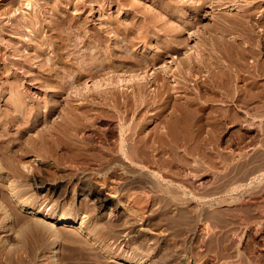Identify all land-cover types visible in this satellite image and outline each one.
Returning a JSON list of instances; mask_svg holds the SVG:
<instances>
[{
    "label": "rangeland",
    "instance_id": "obj_1",
    "mask_svg": "<svg viewBox=\"0 0 264 264\" xmlns=\"http://www.w3.org/2000/svg\"><path fill=\"white\" fill-rule=\"evenodd\" d=\"M201 1L0 0V208L3 210V205L5 206L11 220V228L8 231L0 223V264H120L118 263L120 260H117L122 258L120 255L131 256L133 251L131 249L134 248L131 247L135 245L132 241L141 238V240L145 238L147 240L148 237L153 238L147 240L148 245L153 248L150 247L152 250L149 249V254L145 252L147 255H140L139 261L144 264H149L150 259L161 261L158 255L163 249L160 247L163 248L167 238L171 237V234L169 235L163 228L154 229L153 227L151 229L152 226L144 224L141 220H134L133 230L130 232L133 234L131 237L130 234L126 235L129 229L126 225L123 228L119 225L122 230L120 231L121 238L116 242L113 238L100 236L104 234V228L109 223L121 224L123 220L130 217L128 215L131 213L128 208L130 202L143 197L139 204L146 205L145 211L148 204H145L144 199L146 198L147 201L150 196L161 194L148 188L150 181L154 180L159 186L161 184L167 186L169 183L168 185L177 187L182 180L179 171L175 168L172 169L173 171L169 170L163 160L164 164L161 165L150 161L141 163L134 161V164H131L134 168L136 167V170L119 164L120 168L117 166L118 175L110 176L106 181L104 178L109 174L108 172L93 175L88 173L89 170L84 172L81 169H70V162L64 161L65 156L63 161L66 163L62 162V159L55 161L48 156L52 154V148L49 149V145L46 146L43 143L48 132L56 131L53 129L54 126L59 125L58 128H63L61 118L62 114L68 116L64 110V107L68 105L93 104L94 101V104L98 102L102 106L103 102L112 103L114 100L123 102L126 98L136 102L138 97L137 103L141 106L148 103V100L153 103L155 100H157L156 103L169 100L184 105V110L175 112L176 115H180L177 117L184 120L182 124L181 119L178 118L180 120L175 121L178 125L174 123L177 135L175 133L174 136L172 135L173 138L167 137L168 141L161 142L162 147L159 146L158 149L163 152V156L170 157L169 154L167 156L169 153L167 146L171 149L176 147L174 150L179 153L172 154L176 161H178L177 154L184 152L182 153L185 154L188 163L185 169V179L191 186L188 196L191 195L192 213L197 214V211L204 208L210 215V217L207 216L208 221L207 217L201 219L202 216L199 220L196 218L197 222L193 219L192 227L190 226L191 228L184 234V238L192 242L195 236L199 238L194 243L196 245L194 249L199 251V254L195 255L188 251L184 254L179 252L180 255L177 254L176 260H173H181L183 264H264V0H230L229 3L227 0H220V3L218 1L213 4L209 3L211 0H204L203 4ZM194 3L195 5L202 4L201 8H196ZM119 27L122 29H117ZM127 31L129 32L126 33ZM127 41L129 44L132 43L129 49ZM99 43L104 44L103 47ZM82 53L87 56L85 57ZM173 56H178L177 61L173 60ZM123 58L127 61L125 64L127 67L122 65ZM109 61L115 62L113 64L118 67L117 71L108 67L109 70L103 68L104 71L100 69L101 66L99 68L95 66V70L92 66V64L99 65V62L108 64ZM129 61L137 65L131 66ZM87 65L92 69H88ZM143 65L144 67H141ZM172 67L175 78L177 77L176 81L178 80L177 84L176 81L175 84L173 83L170 73L166 74V71ZM127 68L132 69V72H128ZM47 69L48 71H45ZM78 69H80L79 72ZM93 69L95 72L92 71ZM132 73L136 74L134 78L130 76ZM117 74L118 77L121 76L120 78L126 80L116 81L114 78ZM110 77L113 80L109 82ZM105 83L112 85L113 89L117 90L116 94L106 92L98 95L96 89L105 86ZM128 85L131 86L128 91H125ZM131 87L132 90L135 88L134 92ZM167 89L170 91L168 92ZM106 111L99 112L101 116L98 112L94 114L91 112L93 116L97 114L95 119L91 118L93 120L87 123L89 125L85 126V130L79 128L77 135H95L98 144L107 146L109 140L118 141L120 129L128 126L133 125L135 130L141 132V135L154 133L156 126L161 128L158 118L156 119L161 113H157L156 109L143 110L145 119L143 122L136 123L132 121L137 114L135 111L129 113V118L125 123L118 119L111 121L112 116L107 118L109 112L106 113ZM181 125H185L187 130L185 145L182 144L181 131L179 132ZM48 129L49 131L46 132ZM35 132H38V135ZM44 132L45 136H43ZM33 134H36L32 136L35 139H40L42 135V140H35V148L29 152L30 150L27 149H29L30 142H27L26 138ZM24 142L26 146H23ZM40 144L45 145H42L45 151L40 149L42 148ZM47 148L51 154L46 151ZM62 151L59 149L58 154ZM35 152H41L42 156L45 152L48 158L45 155L43 157L46 159L41 155L34 157ZM57 158H60L59 155ZM93 167L97 168L95 165ZM95 170L92 169V171ZM42 179L49 184L37 188L36 182ZM90 181L91 184L88 183ZM126 182L127 185H125ZM56 185L60 189L53 192L52 187ZM91 188L106 195L107 207L96 209L94 195L89 194ZM23 202L34 207H24ZM51 211L57 212L58 215H75V221H83L91 230H95V227L99 230L96 229L97 231L92 235L94 231L90 233L91 230H87L89 228H85L89 232L87 233L81 227V229H76L79 223L70 224L64 228L74 232L78 239H66V236L56 235V232L52 231L53 226H56L55 222L47 219L46 216V213ZM212 215H217V218L220 215L219 220L214 217L220 222L214 221ZM23 218L26 220H22ZM30 223L33 224L30 225ZM206 224L212 226V231L221 230L227 234L228 241L225 242L229 243L228 246L230 245L228 250L220 246L214 249L209 248V250L207 246H204L203 242L205 240L207 242L210 235V231L206 232L204 228ZM33 234L40 236V240L42 238L44 240L40 241ZM53 237L58 238L59 246L56 251L49 252L45 249H48ZM26 238L29 240H25ZM122 238L124 240L119 243ZM36 239L38 243L34 242ZM201 239L203 241H199ZM102 241L105 242L104 245ZM33 243H35L34 246ZM107 246L115 250V255L120 253L119 256L108 255ZM78 255L81 258H78ZM173 260L170 264L174 263Z\"/></svg>",
    "mask_w": 264,
    "mask_h": 264
},
{
    "label": "bare ground",
    "instance_id": "obj_2",
    "mask_svg": "<svg viewBox=\"0 0 264 264\" xmlns=\"http://www.w3.org/2000/svg\"><path fill=\"white\" fill-rule=\"evenodd\" d=\"M204 0H202L201 1V3L203 2ZM218 1H219V3H220V0H211L209 3L210 4H213L214 2L215 3H218ZM221 1H223V0H221ZM226 2V1H225ZM227 2L229 3L230 2V0H227ZM200 3V4H201ZM224 3V2H223ZM196 3H194V6L196 7V8H201V6H202V4L201 5H199V4H197V5H195ZM77 5V4H76ZM214 6V5H213ZM169 7V6H168ZM212 7V6H211ZM180 8V7H179ZM182 8V7H181ZM253 8V7H252ZM175 9V8H174ZM251 9V8H250ZM249 9V10H250ZM57 10V9H56ZM177 10V9H176ZM180 10H182V9H180ZM244 10H245V8H244ZM200 11V10H199ZM57 12V11H56ZM173 12H175V10L173 11ZM178 12V11H177ZM176 12V13H177ZM54 13V12H53ZM56 14V13H55ZM245 14V13H244ZM253 14V13H252ZM175 15V14H174ZM180 15V14H179ZM182 15V14H181ZM60 16V15H59ZM26 19V18H25ZM72 19V18H71ZM56 20V19H55ZM113 20V19H112ZM61 21V20H60ZM64 21V20H63ZM110 21V20H109ZM158 21V20H157ZM159 21H161L162 22V20H160L159 19ZM158 21V22H159ZM174 21V20H173ZM33 22H35V21H33ZM37 22H39V21H37ZM53 22H55V21H53ZM58 22V21H57ZM62 23V22H61ZM110 23H112V22H110ZM109 23V24H110ZM163 23V22H162ZM32 24V23H31ZM51 24H53V23H51ZM60 24V23H59ZM73 24H75V23H73ZM117 24V23H116ZM119 24H121V22L119 23ZM135 24V23H134ZM133 24V25H134ZM240 24V23H239ZM118 25V24H117ZM126 25H127V23H126ZM141 25V24H140ZM27 26V25H26ZM34 26V25H33ZM41 26V25H40ZM61 26V25H60ZM63 26V25H62ZM109 26V25H108ZM110 26H111V24H110ZM124 26V25H123ZM131 26V25H130ZM136 26V25H135ZM138 26V25H137ZM143 26V25H142ZM67 27V26H66ZM126 27H128V26H126ZM133 27V26H132ZM175 27V26H174ZM174 27H172V29L174 28ZM35 28V27H34ZM52 29H53V27H51ZM55 28V27H54ZM57 28V27H56ZM55 28V29H56ZM61 28V27H60ZM121 27H119V28H117V29H120ZM130 28V27H129ZM129 28H127L129 31H130V29ZM140 28V27H139ZM41 29V28H40ZM117 29L115 30L116 32H117ZM122 29V28H121ZM171 29V28H170ZM31 30V29H30ZM59 30V29H58ZM140 30V29H139ZM85 31H86V29H85ZM109 31H110V29H109ZM123 31H124V29H123ZM129 31H127L126 33H128ZM174 31V30H173ZM57 32V31H56ZM59 32V31H58ZM131 32H132V30H131ZM134 32V31H133ZM135 32H136V30H135ZM94 33V32H93ZM118 33H120V31H118ZM123 33H125V32H123ZM138 33V32H137ZM88 34V33H87ZM96 34V33H95ZM135 34V33H134ZM140 34V33H139ZM144 34V33H143ZM126 36H127V34H125ZM129 35V34H128ZM132 35H133V33H132ZM36 36V35H35ZM50 36V35H49ZM59 36V35H58ZM139 36V35H138ZM100 37V36H99ZM98 37V38H99ZM133 37V36H132ZM142 38V37H141ZM158 38V37H157ZM106 39V38H105ZM116 39H118V38H116ZM134 38H132V40H133ZM135 39H137V38H135ZM169 39V38H168ZM168 39H166V40H168ZM84 40V39H83ZM100 40V39H99ZM124 40V39H123ZM122 40V41H123ZM130 40V39H129ZM138 40V39H137ZM142 40V39H141ZM158 41V40H157ZM165 41V40H164ZM108 42H109V39H108ZM129 42H133V41H129ZM136 42V41H135ZM162 42V41H161ZM57 43V42H56ZM120 43V42H119ZM127 43H128V41H127ZM146 43V42H145ZM164 43V42H163ZM64 44V43H63ZM62 44V45H63ZM66 44V43H65ZM122 44H123V42H122ZM124 44H125V42H124ZM129 44V43H128ZM127 44V45H128ZM130 44H132V43H130ZM129 44V46L127 47L128 49H129V47H131V45ZM99 45H101L100 43H99ZM104 45V44H103ZM103 45H101L102 47H103ZM163 45V44H162ZM94 46V45H93ZM171 46V45H170ZM37 47V46H36ZM66 47V46H65ZM91 47V46H90ZM97 47V46H96ZM99 47V46H98ZM111 47V46H110ZM109 47V48H110ZM122 47H124V46H122ZM156 47V46H155ZM163 47V46H162ZM60 48V47H59ZM176 48V47H175ZM80 49V48H79ZM91 49H92V47H91ZM105 49H107V48H105ZM126 49V48H125ZM132 49V48H131ZM172 49H173V47H172ZM108 50V49H107ZM121 50H122V48H121ZM162 50V49H161ZM169 50H170V48H169ZM97 51H98V49H97ZM110 51V50H109ZM112 51V50H111ZM125 51V50H124ZM128 51V50H127ZM37 52V51H36ZM119 52H121V51H119ZM129 52V51H128ZM132 52H133V50H132ZM160 52V51H159ZM171 52V51H170ZM169 52V53H170ZM187 52V51H186ZM59 53H60V51H59ZM87 53H89V52H87ZM102 53V52H101ZM100 53V54H101ZM110 53V52H109ZM109 53H107V54H109ZM125 53H127L126 51H125ZM158 53V52H157ZM163 53V52H162ZM161 53V54H162ZM81 54V53H80ZM83 54V53H82ZM114 54V53H113ZM115 54H117V53H115ZM119 54V53H118ZM129 54H131L130 52H129ZM128 54V55H129ZM155 54V53H154ZM55 55V54H54ZM84 55V54H83ZM96 55V54H95ZM121 55V54H120ZM119 55V56H120ZM124 55V54H123ZM157 55V54H156ZM165 55V54H164ZM171 55V54H170ZM184 55V54H183ZM85 57L87 56V54L86 55H84ZM96 56H98V54L96 55ZM96 56H94V57H96ZM99 56H101V55H99ZM143 56V55H142ZM55 57V56H54ZM84 57V58H85ZM92 57V56H91ZM102 57V56H101ZM104 57H105V55H104ZM109 57V56H108ZM129 57V56H128ZM134 57H136V55H134ZM152 57H154V56H152ZM157 57V56H156ZM160 57V56H159ZM98 58V57H97ZM107 58V57H106ZM114 58H115V56H114ZM116 58H117V56H116ZM126 58V57H125ZM125 58H123L124 60L122 61V65L123 66H126L125 64L127 63V61H125ZM131 58V57H130ZM184 58V57H183ZM190 58V57H189ZM188 58V55H187V59H189ZM53 59V58H52ZM57 59V58H56ZM86 59V58H85ZM103 59H105V58H103ZM120 59H121V57H120ZM131 59H133V58H131ZM138 59V58H137ZM137 59H135V60H137ZM142 59V58H141ZM156 59H158V58H156ZM177 59H178V56H173V60H176L177 61ZM194 59V58H193ZM55 60V59H54ZM58 60H60V59H58ZM101 60V59H100ZM108 60V59H107ZM139 60V59H138ZM201 60V59H200ZM103 61V60H102ZM105 61V60H104ZM114 61V60H113ZM116 61V60H115ZM142 61V60H141ZM141 61H139V62H141ZM154 61V60H153ZM152 61V62H153ZM193 61V60H192ZM198 61V60H197ZM87 62H89V61H87ZM90 62H91V60H90ZM89 62V63H90ZM93 62H95V61H93ZM107 62V61H106ZM138 62V61H137ZM158 62V61H157ZM100 64L99 65H94V64H92V66L93 67H100V69H105V68H111V70L113 69V70H115V71H117L116 70V68L118 69V67H116L113 63H115V62H112V61H109V63L108 64H105L104 62H103V64L101 63V62H99ZM121 63V62H120ZM185 63V62H184ZM187 63V62H186ZM190 62H189V60H188V64H189ZM203 63V62H202ZM20 64V63H19ZM44 64V63H43ZM55 63H53V65H54ZM87 64V63H86ZM98 64V63H97ZM129 64H131V66H133V65H137L135 62H131V61H129ZM139 64V63H138ZM187 64V65H188ZM194 64H196V62L194 63ZM194 64H193V66H194ZM206 64V63H205ZM209 64V63H208ZM42 65V64H41ZM50 65V64H49ZM81 65H83L82 63H81ZM88 65H90V64H88ZM88 65H87V67H88ZM141 65V64H140ZM43 66V65H42ZM91 66V65H90ZM139 66V65H138ZM170 66V65H169ZM181 66V65H180ZM207 66V65H206ZM83 67V66H82ZM96 67H95V70H96ZM127 67V66H126ZM128 67H130V66H128ZM141 67H144V65L143 66H141ZM171 67V66H170ZM183 67V66H182ZM198 67V66H197ZM208 67H210V66H208ZM52 68V67H51ZM84 68H85V66H84ZM90 67H88V69H89ZM107 68V69H108ZM135 68V67H134ZM133 68V69H134ZM140 68V67H139ZM176 68V67H175ZM213 68V67H212ZM87 68H86V70H88ZM90 69H92V68H90ZM103 69V70H104ZM122 69V68H121ZM166 69V68H165ZM181 69V68H180ZM188 69V68H187ZM194 69H195V67H194ZM75 70H77V69H75ZM79 70L80 69H78V72H79ZM81 70H82V68H81ZM85 70V69H84ZM99 69H97V71H98ZM102 70V71H103ZM109 70V69H108ZM127 70H128V68H127ZM126 70V71H127ZM132 70V69H131ZM130 69L128 70V72H132ZM167 70V69H166ZM173 67H172V69L170 68L169 69V71H166V74L167 73H170V76L173 78V83L176 81V78H175V74H174V72H173ZM185 70V69H184ZM43 71V70H42ZM45 71H48V69L47 70H45ZM44 71V72H45ZM49 71H51L50 69H49ZM90 71V70H89ZM92 71H94V69L92 70ZM92 71H91V73H92ZM96 71V72H97ZM101 71V70H100ZM105 71V70H104ZM121 71H123V69L121 70ZM180 71V70H179ZM189 71H191V70H189ZM189 71H187V72H189ZM193 71V70H192ZM195 71V70H194ZM56 72V71H55ZM54 72V73H55ZM77 72V71H76ZM85 72V71H84ZM95 72V71H94ZM124 72H125V69H124ZM163 72V71H162ZM40 73V72H39ZM134 73H135V71H134ZM134 73H132L130 76H132L133 78L136 76V74H134ZM41 74V73H40ZM47 74V73H46ZM79 74V73H78ZM94 74H98V73H94ZM187 74V73H186ZM192 74V73H191ZM49 75V74H48ZM55 75H56V73H55ZM79 75H81V74H79ZM86 75H88V74H86ZM89 75H90V73H89ZM99 75V74H98ZM158 76H159V74H157ZM182 75V74H181ZM193 75V74H192ZM39 76V75H38ZM82 76V75H81ZM109 76V75H108ZM107 76V77H108ZM111 77L113 76V75H110ZM117 77H118V74L116 75ZM120 76V75H119ZM155 76H156V74H155ZM167 76V75H166ZM169 76V77H170ZM37 77V76H36ZM40 77V76H39ZM88 77V76H87ZM92 77V76H91ZM95 77V76H94ZM106 77V79H108ZM110 77V80H109V82L111 81V80H113L112 78ZM116 77V78H117ZM121 77V76H120ZM120 77H118L117 79L116 78H114L116 81H118V82H120V81H123V80H126L125 78H120ZM122 77H124V76H122ZM164 77V76H163ZM168 77V76H167ZM181 77V76H180ZM89 78V77H88ZM132 78V79H133ZM158 78V77H157ZM159 78H160V76H159ZM175 78V79H174ZM44 79V78H43ZM96 79V78H95ZM182 79V78H181ZM49 80V82H50V79H48ZM53 80V79H52ZM162 80V79H161ZM39 81V80H38ZM96 81V80H95ZM98 81V80H97ZM115 81V82H116ZM178 81V80H177ZM176 81V84L178 83ZM113 82V81H112ZM13 83V82H12ZM11 83V84H12ZM17 83V82H16ZM54 83V82H53ZM96 83V82H95ZM145 83V82H144ZM18 84V83H17ZM52 84V83H51ZM160 84H163V83H160ZM175 84V83H174ZM164 85V84H163ZM168 85V84H167ZM10 86V85H9ZM15 86V85H14ZM130 86L131 85H128V86H126V88H125V91H128L129 90V88H130ZM175 86V85H174ZM17 87V86H16ZM57 87V86H56ZM118 87V86H117ZM2 88V87H1ZM14 88V87H13ZM114 87L112 86V85H106V83H105V86H101V87H99V88H97L96 89V93H98V95L99 94H102V93H106V92H111L112 93V95H113V93L114 94H116V92L115 91H117L116 89L114 90L113 89ZM140 88V87H139ZM163 88V87H162ZM173 88V87H172ZM16 89V88H15ZM61 89V88H60ZM117 89H119L118 91H120V88L118 87ZM140 89H143V88H140ZM169 89V88H168ZM168 89H167V91H168ZM18 90V89H17ZM131 90H132V87H131ZM161 90V89H160ZM160 90L158 91V92H160ZM171 90H174V89H171ZM176 90V89H175ZM180 90V89H179ZM11 91V90H10ZM133 92L135 91V88L132 90ZM144 91V90H143ZM157 91V90H156ZM170 91V90H169ZM168 91V92H169ZM157 92V93H158ZM13 93H15L14 91H13ZM12 93V94H13ZM127 93V92H126ZM136 93V92H135ZM134 93V94H135ZM138 94L140 93V90L137 92ZM19 94V93H18ZM156 94V93H155ZM179 94V93H178ZM11 95V94H10ZM126 95V94H125ZM124 95V96H125ZM130 95V94H129ZM137 95V94H136ZM143 95V94H142ZM167 95V94H166ZM168 95H169V93H168ZM172 95V94H171ZM175 95H177V94H175ZM12 96V95H11ZM101 96V95H100ZM139 96V95H138ZM104 97V96H103ZM133 97V96H132ZM141 97V96H140ZM162 97H163V95H162ZM169 97V96H168ZM16 98H18V97H16ZM136 98V97H135ZM139 98V97H138ZM138 98H137V100H136V102H132V101H134V100H132V101H130V100H128V98H126V100L125 101H118V100H114L112 103H104L103 101V105L101 106V104L99 103L98 104V102H97V104H94L95 102L93 101V104L92 103H85V104H80L79 103V105L77 104V105H73V106H70V105H68V106H66V107H64L65 109L64 110H66V112L68 113V116H66L67 114H65V116L62 114V118H61V120H62V122L63 123H61V125H62V129H60V128H58L59 127V125L57 124V123H59V122H57V123H55V125L57 124L58 125V127L57 126H54V123H53V129H56V131L55 132H53V130H51V132H53V133H49L48 131H49V129L46 131V132H48V134H50L49 136H48V134L45 136V132H44V135L43 136H45L44 137V139H43V143L47 146V145H49L48 146V148L50 149V148H52L51 150H52V154H51V152L48 150V148L46 149V151H49L50 152V154L51 155H48L47 153L45 154V152H44V155L45 156H50V157H52L53 159H55V161H58L59 159H62V162H64V161H66L67 162V160L70 162L69 164H70V166L69 165H67V166H69V168L71 169V168H74L75 170H78V169H81L82 171H86V170H89V174H96V173H104V172H108L109 174H107V176H105V180L108 178V177H110V176H113V175H116L117 174V166H119V168H120V165L119 164H121V165H125V167H127L128 169H135L134 168V166H132V164L131 163H133L134 161H136V162H138V161H140V163L141 162H152L153 164H164V162L163 161H165V164H166V166L168 167V169L169 170H172V169H177L178 171H179V173H180V177H182L180 180H181V183L177 186V187H174V186H172L171 184L170 185H168L167 184V186H165V185H163V186H165V187H163L162 186V182L160 183L161 184V186H159V185H157L156 184V182L154 181V180H152V181H150L151 182V184H150V187H148L151 191H153V192H159V193H161V194H159V196L157 195V196H150V198L146 201V198L144 199L145 200V204H148V206H147V209L144 211V207L146 206V205H141V204H139L140 203V200L143 198H141V197H139V198H137V199H135V201L134 202H130V205L128 206V208H129V210H130V212L131 213H129L128 215L130 216L129 218H127L126 220H123L122 221V223L120 224V223H118V224H113V223H109L108 225H106V228H104V234H99V235H101L100 237H103V235H104V237L106 238H113L114 240V242H116L119 238H121L120 236V231L122 232V230H121V228H119V225L123 228V226L124 225H126V228H129L128 229V232H127V234L126 235H128L129 236V234H130V237H131V235H133L132 233H130L131 232V230H133L132 229V225H133V223L135 222V221H139V220H141L144 224H146V225H149V226H152V228L151 229H153V227H154V229L155 228H163V230H165V231H167V233L171 236V237H168L167 238V241L165 242V246L162 248V246L160 247L161 249H163L162 250V252L160 253L159 251H158V254L160 253V255H158V257L161 259V261H159V262H157L158 260H154V259H150L149 260V264H162V263H164V262H166V263H169L170 264V262L173 260V259H175L176 258V256H177V254H178V256L180 255L179 254V252H181V253H186L187 251L190 253H193V254H195V255H198L199 253V251H197V250H195L196 249V245L194 244L196 241H198V237L197 236H195L196 238H193L194 240H193V242L192 241H189V240H186V238H184V234L192 227V225L191 224H193V222H194V220L193 219H195V221H196V218L199 220L200 219V216H202V218L201 219H205L207 216L208 217H210V215H208V213L206 212V209L204 210V208L203 209H200L199 210V212L197 211V214L196 213H192V209H191V207H190V202L192 201L191 200V198H190V196H188V192H189V190H191V186H189L188 184H187V181H186V179H185V169H186V167H187V158H185V154H183L184 152L183 151H181V153H180V155L179 154H177L178 155V161H176V159H174V157L172 156V154L173 153H179L178 151H176V150H174V149H176V147L174 148V147H172L173 149H171L170 148V146H167V151L169 152V153H167V156H168V154H169V156L170 157H166V155L165 156H163V152L162 151H160L158 148H160V147H162L161 145H162V143L163 142H165L166 140H167V137H169L170 136V138L172 137V135L174 136V134L176 133V135H177V132H176V129H175V124L174 123H176L175 121H177L176 119H178V118H180V117H177L178 115H176L175 114V112L177 111V110H184V105H181L180 104V102L179 103H176L175 101L174 102H171V101H169V100H167V101H161L162 103H156V101L157 100H155L154 101V103L153 102H150V100H148L149 102H150V104H148V103H146V104H144V105H140L139 103H137V101H138ZM146 98V97H145ZM156 98V97H155ZM178 98V97H177ZM21 99V98H20ZM114 99V98H113ZM113 99H111V101L113 100ZM117 99V98H116ZM130 99V98H129ZM143 99V98H142ZM157 99V98H156ZM145 100V99H144ZM144 100H142V101H144ZM147 100V99H146ZM11 101H13V100H11ZM23 101V100H22ZM110 101V100H109ZM141 101V100H140ZM5 102V101H4ZM24 102V101H23ZM23 102H22V104H23ZM147 102V101H146ZM169 102V103H168ZM144 103H145V101H144ZM9 104H10V102H9ZM12 104V103H11ZM16 104H17V102H16ZM184 104V103H183ZM13 105V104H12ZM18 105H19V102H18ZM54 105H55V103H54ZM6 106V105H5ZM14 106V105H13ZM20 106V105H19ZM18 106V107H19ZM51 106V105H50ZM110 108V110H109V108ZM8 107V106H7ZM16 107V106H15ZM11 108V107H10ZM189 108V107H188ZM6 109V108H5ZM9 109V108H8ZM14 109V108H13ZM49 109H50V107H49ZM51 109H52V107H51ZM155 110L156 109V112L157 113H161V115L160 116H158V117H156V119L158 120V123L159 124H161V128H159V126H158V128H157V126H156V128L154 127V133L152 134V133H148V134H145V135H141V132H138L137 130H135L134 129V127H133V125H131V126H128V127H126L125 129H120V134H118V141L116 140V141H114V140H109V144L106 146H103L102 144H98V140H96L95 139V135L94 136H92L91 134L90 135H77L78 133H77V131L79 130V128L80 129H83L84 128V130H85V126H87V125H89V124H87V123H91L90 122V120H93V119H91L92 117L94 118L97 114H95V116H93V114H94V112H98V114L101 116V114L99 113V112H101L102 111V113H104L103 111L104 110H107L106 111V113H108L109 112V117H107V118H110L111 116V121H112V119H118V120H120L121 122H123V123H125L127 120H128V115H130L131 113L130 112H133L134 113V111L135 112H137V114H136V116L133 118V120L132 121H135V123L136 122H140V121H142L143 122V119H145V117H143V113H142V111L144 110V111H148V110ZM19 110H20V108H19ZM30 110V109H29ZM188 110V109H187ZM7 111V110H6ZM50 111V110H49ZM49 111H48V113H49ZM4 112V111H3ZM91 112H93V114L91 113ZM110 112H111V114H110ZM122 113V115H118V114H120V113ZM180 113H181V111H179ZM118 113V114H117ZM130 113V114H129ZM184 113V112H183ZM189 113V112H188ZM153 114H155V113H153ZM135 115V114H134ZM182 115H185V114H182ZM60 116V115H59ZM64 116V117H63ZM104 116V115H103ZM146 116H147V114H146ZM148 116H150V115H148ZM180 116V115H179ZM131 117V116H130ZM153 117V116H152ZM152 117H151V119H152ZM174 117H177V118H174ZM0 118H1V116H0ZM98 118H100L101 119V117H98ZM155 118V117H154ZM95 119V118H94ZM99 119V120H100ZM139 119H141V120H139ZM146 119H147V117H146ZM181 119V123H182V121H184L182 118H180ZM180 119H178V120H180ZM187 119V118H186ZM35 120V119H34ZM33 120V121H34ZM130 120V119H129ZM149 120V119H148ZM156 120V121H157ZM60 121V120H59ZM114 121V120H113ZM0 122H1V120H0ZM61 122V121H60ZM141 122V123H142ZM27 123H28V121H27ZM32 123H34V122H32ZM134 123V124H135ZM148 123V122H147ZM60 124V123H59ZM94 124V123H93ZM92 124V125H93ZM138 124V123H137ZM143 124V123H142ZM177 124V123H176ZM183 124V123H182ZM141 125V124H140ZM156 125V124H155ZM178 125V124H177ZM24 126V125H23ZM189 126V125H188ZM52 127V126H51ZM180 127V130H179V132L181 131V140H182V144H184L185 145V140H186V127H185V125H181V126H179ZM109 128H111V127H109ZM141 128V127H140ZM153 128V127H152ZM50 129H52V128H50ZM95 131H96V128L94 129ZM93 130V131H94ZM112 130V129H111ZM178 130V129H177ZM81 131V130H80ZM94 131V132H95ZM114 131V130H113ZM142 131V130H141ZM107 132V131H106ZM179 132H178V135H179ZM35 133H37V135H38V132H35ZM96 133L98 134V132L96 131ZM100 133V132H99ZM107 133H109V132H107ZM43 134V133H42ZM29 135V134H28ZM36 135V134H35ZM34 134L33 135H31V137H29L28 136V138H26L25 136V138L27 139V142L29 141L30 143H29V145H28V147H29V149H27V150H30L29 152H31V150L32 149H34L35 148V140H42V135H41V137H40V139H38V138H33L34 136H35ZM114 135V134H113ZM112 135V136H113ZM152 135V136H151ZM33 136V137H32ZM106 136V135H105ZM108 136V135H107ZM111 136V137H112ZM21 137V136H20ZM179 137V136H178ZM33 138V139H32ZM173 138V137H172ZM176 138V137H175ZM21 139V138H20ZM25 139V140H26ZM31 139L32 140H34L33 141V143H32V141H31ZM106 139V138H105ZM177 139V138H176ZM171 140V139H170ZM179 140H180V138H179ZM181 140H180V142H181ZM168 141V140H167ZM178 141V140H177ZM187 141V140H186ZM20 142V141H19ZM26 142V143H27ZM41 142V141H40ZM111 142V143H110ZM162 142V143H161ZM173 142V141H172ZM176 142V141H175ZM161 143V144H160ZM177 143V142H176ZM20 144V143H19ZM24 144H25V142H24ZM39 144V143H38ZM44 144H42V145H44ZM169 144H171V142L169 143ZM179 144V143H178ZM181 144V143H180ZM21 145H22V143H21ZM20 145V146H21ZM27 144H25V145H23V146H26ZM41 145V144H40ZM40 145H37L38 147L40 146ZM41 145V147L42 148H40V149H44L43 148V146ZM44 145V146H45ZM175 145V144H174ZM51 146V147H50ZM160 146V147H159ZM164 146V145H163ZM16 147H18V146H16ZM37 147V148H38ZM182 147V146H181ZM21 148V147H20ZM19 148V149H20ZM26 148V147H25ZM164 148V147H163ZM179 148V147H178ZM178 148H177V150H178ZM59 149H61V150H63L62 151V153L61 154H58V151H59ZM162 149V148H161ZM165 149V150H166ZM183 149H184V147H183ZM186 149V148H185ZM182 150V149H181ZM36 151H39L38 149H36ZM40 151H42V150H40ZM43 151H45V149L43 150ZM42 151V152H43ZM33 152V151H32ZM183 152V153H182ZM34 153V152H33ZM36 153V152H35ZM159 153H161V154H159ZM175 154H174V156H175ZM37 155H41V152H38V153H36V154H33V156L34 157H36ZM43 155V156H44ZM58 155H59V157L60 158H57L58 157ZM61 155H63V156H61ZM42 156V155H41ZM42 156V157H43ZM48 156H47V158H48ZM65 156V159H64V161H63V157ZM42 157H40L41 159H42ZM164 157H166V158H164ZM187 157V156H186ZM44 159H46V157H43ZM53 159H52V161H53ZM51 160V159H50ZM163 160V161H162ZM43 161V160H42ZM66 162H64V163H66ZM58 163V162H57ZM61 163V162H60ZM73 163V164H72ZM117 163V164H116ZM134 164V163H133ZM137 164H139V163H137ZM58 165H60V164H58ZM64 165V164H63ZM62 165V166H63ZM93 165H95V166H97V168L96 167H93L94 169H96L95 171H92V166ZM28 166H30V165H28ZM55 167H56V164H55ZM44 168V167H43ZM15 169H16V167H15ZM46 169V168H45ZM65 169V168H64ZM68 169V168H67ZM167 169V170H168ZM48 170V169H47ZM74 170V171H75ZM136 170V169H135ZM134 170V171H135ZM18 171V170H17ZM132 171V170H131ZM173 171V170H172ZM175 171V170H174ZM71 172V171H70ZM17 175V174H16ZM22 175V174H21ZM104 175V174H103ZM118 175V174H117ZM149 176V175H148ZM5 177V176H4ZM101 177V176H100ZM152 177V176H151ZM32 178H34V177H32ZM38 178V177H37ZM92 178V177H91ZM150 178V177H149ZM103 178H102V180H104ZM150 179H152V178H150ZM153 179H155V178H153ZM104 180V181H105ZM32 181H34V180H32ZM107 181V180H106ZM86 182H87V180H86ZM144 182V181H143ZM158 182V181H157ZM33 183V182H32ZM88 183H90L91 184V181L90 182H88ZM87 183V184H88ZM123 183V182H122ZM132 183V182H131ZM130 183V184H131ZM189 183V182H188ZM35 184V183H34ZM46 184H49V183H47V181H44L43 179L41 180V181H37L36 182V187L37 188H42V187H44ZM121 184V183H120ZM128 183L126 182V184L125 185H127ZM163 184H166V183H163ZM119 185V184H118ZM86 186V185H85ZM91 186V185H90ZM124 186V185H123ZM194 186V185H193ZM89 187V186H88ZM118 188V187H117ZM60 189V188H59ZM58 189V187H57V185L55 186V187H52V190H53V192H56L57 190H59ZM115 189V188H114ZM18 190V189H17ZM214 190V189H213ZM19 191H20V189H19ZM86 191V190H85ZM23 192V191H22ZM87 192H88V189H87ZM191 192V191H190ZM207 192V191H206ZM24 193V192H23ZM52 193V192H51ZM91 193V195H94V198H95V207H96V209H100V208H104V207H107L106 206V195H104V193L103 192H100V191H95L93 188H91V189H89V194ZM22 194V193H21ZM88 194V193H87ZM190 194V193H189ZM20 195V194H19ZM18 195V198L20 197ZM21 197H22V195H21ZM195 197V196H194ZM31 199V198H30ZM196 199V198H195ZM17 200H19V199H17ZM205 200V199H204ZM262 200V199H261ZM21 202H22V200H20ZM25 201V200H24ZM31 200H29V202H30ZM201 201H202V199H201ZM241 201V200H240ZM32 202H34V201H32ZM143 202V201H142ZM147 202V203H146ZM196 202V201H195ZM242 202V201H241ZM24 204H22L24 207H27V208H33V207H30V205L29 204H25V202H23ZM194 203V202H193ZM264 203V202H263ZM32 205V204H31ZM34 205H35V203H34ZM0 206H1V203H0ZM262 206V205H261ZM5 206L3 205V210H2V215H1V217H0V223H1V225H3L4 226V229H6V231H8L10 228H11V220H10V217H9V213H8V210L6 209V208H4ZM154 207V208H153ZM71 209V208H70ZM35 210V209H34ZM53 210V209H52ZM80 210V209H79ZM253 210V209H252ZM81 211V210H80ZM86 211V210H85ZM148 211H150V212H148ZM37 212V211H36ZM219 212V211H218ZM57 213V212H56ZM55 212H50V213H46V216H47V219H51V220H54V222H55V225L56 226H53V228L52 229H54V230H52V231H55L56 232V235H61L62 237H64V236H66L67 238L66 239H68V238H74V239H78V237L76 236V234H74V232H72L71 230H68V229H66L70 224H78L79 223V226H77V228L76 229H79L80 227L82 228V229H85V228H89L88 226L86 227V225H85V223L83 222V221H80V222H77V221H75V215L73 216H71V214L70 215H58V214H56ZM220 213V212H219ZM19 215V214H18ZM221 215H222V213H221ZM253 215V214H252ZM193 216H194V218H193ZM196 216V217H195ZM213 216V215H212ZM217 216V215H216ZM215 215L213 216V218L215 217V218H217ZM220 216V215H219ZM219 216H218V220H219ZM22 217V216H21ZM126 217H128V216H126ZM208 217L206 218V220L208 221ZM223 218H224V216H222ZM231 217V216H230ZM20 218V217H19ZM215 218L213 219L214 221H218V220H215ZM233 218V217H232ZM131 219H133V220H131ZM209 219H212V218H209ZM221 219V218H220ZM21 220V219H20ZM22 220H26V219H22ZM37 220V219H36ZM135 220V221H134ZM224 220H226V218L224 219ZM222 221H223V219H222ZM221 221V222H222ZM20 222V221H19ZM197 222V221H196ZM218 222H220V221H218ZM31 224H33V223H30V225ZM89 224V223H88ZM23 225H24V223H23ZM28 225H29V223H28ZM53 225V224H52ZM51 225V226H52ZM57 225H59V226H57ZM68 225V226H67ZM71 225V226H72ZM97 225H99V224H97ZM25 226V225H24ZM26 226H27V224H26ZM191 226V227H190ZM31 227V226H30ZM33 227H36V226H33ZM64 227H66V228H64ZM95 227V226H94ZM102 227V226H101ZM105 227V226H104ZM131 227V228H130ZM194 227V226H193ZM211 227L212 226H210L209 224H206L205 225V230H206V232H209L210 231V235L208 236V239H207V242H206V240L203 242V244H204V246H207V248L209 249H214V247L216 248V246L218 247V246H220V247H222L224 250H228L229 249V246H228V244L225 242V241H228V239H227V234H225L224 232H222L221 230H219L218 232L217 231H212L211 230ZM23 228V227H22ZM25 228V227H24ZM74 228V227H73ZM80 228V229H81ZM92 228V227H91ZM103 228V227H102ZM101 228V230L103 231V229ZM149 228V227H148ZM29 229V228H28ZM35 229H38V228H35ZM69 229H70V227H69ZM72 229V228H71ZM95 230H91L90 228L89 229H87L88 231H90V233H92V231H94L93 233H92V235L95 233V231H97V230H99V229H97L96 227L94 228ZM97 229V230H96ZM120 229V230H119ZM31 230V229H30ZM39 230V229H38ZM41 230H43V229H41ZM86 230V229H85ZM86 230V232L87 233H89L88 231ZM125 230V229H124ZM21 231V230H20ZM26 231V230H25ZM38 232V231H37ZM44 232V231H43ZM78 232V231H77ZM81 232V231H80ZM99 232V231H98ZM97 232V233H98ZM101 232V231H100ZM26 233V232H25ZM31 233H34L33 231H31ZM36 233V232H35ZM58 233V234H57ZM101 233H103V232H101ZM29 234H30V232H29ZM51 234V233H50ZM77 234H79V233H77ZM27 235V234H26ZM37 235H39V233L37 234ZM54 235V234H53ZM56 235H54L55 237H56ZM33 236H36V234L34 235L33 234ZM42 236V235H41ZM61 236H60V238H61ZM7 237V236H6ZM40 237V236H39ZM39 237H37L36 236V238L37 239H39L40 240V238ZM52 237V236H51ZM55 237H53V240L51 241V243L49 244V246H48V249H45V250H48L49 252H52L53 250H57V248H58V246H59V244H58V242H57V239L58 238H55ZM159 237V236H158ZM157 237V238H158ZM181 237V238H180ZM184 239H183V238ZM8 238V237H7ZM19 238H21L20 236H19ZM42 238V237H41ZM81 238H82V236H81ZM104 238V239H105ZM24 239V238H23ZM30 239H32L31 237H30ZM37 239L34 241V242H36L37 241ZM43 239V238H42ZM41 239V240H42ZM51 239V238H50ZM82 239H84V238H82ZM98 239H100V238H98ZM132 239V238H131ZM142 239V238H141ZM141 239H137L135 242L134 241H132L131 243L132 244H134L135 243V245H133L131 248H133V249H131V250H133L131 253V256L129 255V257H127V255H120V257H122V258H118L117 260H120V262H118V263H120V264H142L139 260H140V258H139V256L140 255H147V254H149V252H150V250H152L151 248H153V247H151V245L149 246L148 245V241L149 240H151V239H153V238H151V237H148V241L147 240H145V239H143V240H141ZM161 239V238H160ZM163 239H165V238H163ZM9 240V239H8ZM25 240H29L28 238H26ZM34 240V239H33ZM40 240V241H41ZM44 240V239H43ZM103 240V239H102ZM124 239L122 238V239H120V242L119 243H122V241H123ZM155 240H157V239H155ZM3 241V240H2ZM21 241V240H20ZM69 241V240H68ZM106 241V240H105ZM199 241H203L202 239L201 240H199ZM26 242V241H25ZM47 242V241H46ZM50 242V241H49ZM77 242V241H76ZM107 242V241H106ZM188 242H189V244H188ZM205 242L207 243L206 245H205ZM37 243H38V241H37ZM156 243V242H155ZM34 244L35 243H33V246H34ZM40 244V243H39ZM42 244V243H41ZM102 244L104 245L105 244V242H103L102 241ZM106 244H108V243H106ZM130 244V243H129ZM26 245V244H25ZM32 245V244H31ZM38 245V244H37ZM119 245V244H118ZM23 246V245H22ZM27 246V245H26ZM25 246V247H26ZM39 246H41V245H39ZM102 246V245H101ZM111 246V245H110ZM110 246H107V252L109 253L108 255H110L111 257H113V256H119V254H116L115 255V250H113ZM156 246V245H155ZM155 246H154V248H155ZM158 246H160V245H158ZM176 246V247H175ZM178 246V247H177ZM180 246V247H179ZM38 247V246H37ZM36 247V248H37ZM42 247V246H41ZM45 247V246H44ZM117 247V246H116ZM115 247V248H116ZM129 247V248H130ZM151 247V248H150ZM174 247L176 248V249H174ZM104 248H105V246H104ZM158 248V247H157ZM178 248V249H177ZM195 248V249H194ZM206 248V249H207ZM33 249V248H32ZM150 249V250H149ZM207 249V250H208ZM209 249V250H210ZM149 250V251H148ZM195 250V251H194ZM34 251V250H33ZM122 251V250H121ZM30 252V251H29ZM145 252H148L147 254L145 253ZM178 252V253H177ZM107 254V253H106ZM79 255H80V253H79ZM78 255V256H79ZM82 255V254H81ZM116 256V257H117ZM157 256V255H156ZM155 257V256H154ZM78 258H81V256H79ZM178 258V257H177ZM74 259V258H73ZM155 259H157V258H155ZM176 260V259H175ZM175 260H173L174 261V263H171V264H183L182 263V261L181 260H177V261H175ZM64 262V261H63ZM74 262V261H73ZM77 262V261H76ZM78 262H79V260H78ZM87 262V261H86ZM67 263V262H66ZM72 263V262H71ZM82 263V262H81ZM84 263V262H83ZM203 263V262H202ZM117 264V263H116ZM144 264V263H143ZM165 264V263H164Z\"/></svg>",
    "mask_w": 264,
    "mask_h": 264
}]
</instances>
